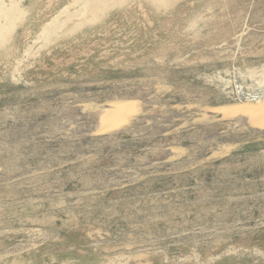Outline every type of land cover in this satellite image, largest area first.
Wrapping results in <instances>:
<instances>
[{
	"label": "rangeland",
	"instance_id": "rangeland-1",
	"mask_svg": "<svg viewBox=\"0 0 264 264\" xmlns=\"http://www.w3.org/2000/svg\"><path fill=\"white\" fill-rule=\"evenodd\" d=\"M245 104L264 0H0V264H264Z\"/></svg>",
	"mask_w": 264,
	"mask_h": 264
},
{
	"label": "bare ground",
	"instance_id": "bare-ground-1",
	"mask_svg": "<svg viewBox=\"0 0 264 264\" xmlns=\"http://www.w3.org/2000/svg\"><path fill=\"white\" fill-rule=\"evenodd\" d=\"M130 106H128L127 104H122V105L120 104V105L114 106L111 109H108V111L105 112V114L101 116V121L107 128L116 126L117 124L123 121V119L125 118V115L128 112H131ZM228 110H230L232 113H234L235 111H239L250 117H253V118L255 117L258 122L257 124L264 126V118L259 117L257 115L259 112L264 111V107L257 108L255 106H246L245 104L244 106H237V108L233 107L232 109H228Z\"/></svg>",
	"mask_w": 264,
	"mask_h": 264
}]
</instances>
